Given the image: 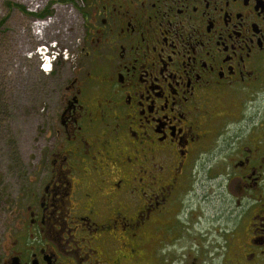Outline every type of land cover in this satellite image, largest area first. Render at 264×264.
<instances>
[{
  "label": "flooded vegetation",
  "instance_id": "1",
  "mask_svg": "<svg viewBox=\"0 0 264 264\" xmlns=\"http://www.w3.org/2000/svg\"><path fill=\"white\" fill-rule=\"evenodd\" d=\"M80 1L0 264H188L196 182L264 264V0Z\"/></svg>",
  "mask_w": 264,
  "mask_h": 264
},
{
  "label": "rangeland",
  "instance_id": "2",
  "mask_svg": "<svg viewBox=\"0 0 264 264\" xmlns=\"http://www.w3.org/2000/svg\"><path fill=\"white\" fill-rule=\"evenodd\" d=\"M81 8L80 0H0V242L3 246L11 241L5 229L12 217L11 210L18 206L19 191L25 183L22 181L25 177L32 178L35 158L47 149L44 134L55 105L52 93L56 80L53 72L41 71L38 49L45 46L52 50L54 46L61 51L71 50L83 32ZM39 23L43 25L37 26ZM62 66L59 64L57 69ZM196 184V197H192L196 225L189 234L188 264L193 257L201 264H226L229 256L239 253L242 239L234 244L225 242L224 234L228 232L222 229L229 227L217 212L228 205L214 196L207 200L199 198L202 185Z\"/></svg>",
  "mask_w": 264,
  "mask_h": 264
},
{
  "label": "bare ground",
  "instance_id": "3",
  "mask_svg": "<svg viewBox=\"0 0 264 264\" xmlns=\"http://www.w3.org/2000/svg\"><path fill=\"white\" fill-rule=\"evenodd\" d=\"M40 24L43 25V23H39V24H37V26H39ZM50 24H51V22L47 23L46 25L43 26L42 29H44V27H47V26L50 25ZM38 29H39V27H38Z\"/></svg>",
  "mask_w": 264,
  "mask_h": 264
}]
</instances>
